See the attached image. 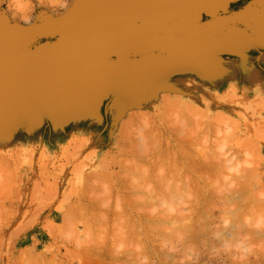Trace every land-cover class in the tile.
<instances>
[{
	"label": "rangeland",
	"instance_id": "rangeland-1",
	"mask_svg": "<svg viewBox=\"0 0 264 264\" xmlns=\"http://www.w3.org/2000/svg\"><path fill=\"white\" fill-rule=\"evenodd\" d=\"M186 1L188 0H177V2L179 3ZM244 1L246 0H228V3H226L224 7L218 10L216 9L217 12H215V17L221 18L216 19L220 23L225 25H236L234 22L239 19L237 16L238 9ZM74 2V0H0V20L1 22H5L6 27H9V25H11L10 27H12V25L13 27H16L18 25V27H27V25L32 26L49 23L50 20L59 21L71 9V7H73ZM63 3H65L64 6ZM91 4H98V6H96L97 8L101 7V1H94V3ZM91 4H85L86 7L84 8H86L88 12L94 9L90 7ZM24 5L26 6L24 7ZM157 6L158 5H146L139 6L137 8H144L147 9L146 11H148L149 9L154 10V8H156ZM164 6L167 7L169 6V4H161V7ZM202 10L203 11L200 10L194 13L192 15V18H190L188 21L179 22L178 18H173L174 20H166V23L170 25L180 23L192 24V22L198 23L200 21H206L207 19H215L212 16L211 11H208V9L205 10V8H203ZM24 11L26 16L24 15ZM205 11H207L208 13ZM230 18H232V20H230ZM60 24L61 22H57V25ZM132 24L135 23L123 21L113 23V25L110 24L107 28L109 32H117V29H119L120 31H124L128 30L130 26H133ZM211 30V28H202L201 30L197 31L194 30L181 32L177 34L179 37L178 41H180L184 37H195L199 33H204ZM166 34L169 33H162V35ZM39 36L41 37L39 38ZM57 38L58 35H36L32 38V40L30 39L29 42L25 43L28 44L27 46L22 45V47H20L19 49L27 50L29 48L28 50H30L41 46H48L52 44V42H54ZM130 51L126 55V57L128 56V59H136L137 57L141 58L142 55L140 56V54L142 52H137L134 50ZM82 59L86 62H91V59L86 56H82L81 60ZM132 64L138 69L141 68L140 70H142V68L144 70L146 69V73L148 74H146L143 70L140 74L138 72L137 83L134 84L130 81L129 83L128 81L124 80V77L121 75H108L110 76V79L115 78L114 82L116 81L115 84L118 85L117 88L119 89L120 87L117 96L112 94V90L108 83L103 87L101 86V95L99 96V98H96V94L91 93V91L94 90V87L96 86L95 84H99L98 82L101 81L99 80L100 78L96 77V79H93L94 81L92 80V83H88L90 81L86 79L88 81H84L86 89L82 96V99L84 100L83 103H76V105H74L75 107L72 105H66L62 109H60L61 111H56L53 110L54 108H51V111L46 110L45 112V110L40 109L42 108V99L32 95L24 102L22 106L20 100L18 104H14L16 106L13 105V108L10 109V111H13V109H15L14 112H10V116L6 115L10 118L5 117L6 121L0 122V148H2L0 149V159L3 160L0 162V264H56V262L58 264H97L96 262L99 260L101 262H98V264H137V262L138 264H140L141 261H143V264H264L263 79H260L258 83H254L256 84V89H238L236 93L228 92L230 97L225 96V99H222V96L226 95L225 92L227 91V88L220 87V83H217V87L210 82H205L203 78H195L192 80L187 78L186 81H182V91L178 93L175 85L163 82V80L159 78H150V71L146 66L140 64L137 65L136 63ZM80 68H82V66ZM105 69L107 68H103V70ZM154 79L156 80L154 81ZM149 80L154 81L152 87L149 85ZM87 84L89 86H87ZM138 86L140 88H138ZM88 88L91 89L89 90ZM132 88H136V91H138L139 89H149V93L147 92V95L144 94L145 91L143 93L134 91L130 92ZM257 93H260L259 95L261 96V98H257ZM63 94L64 96L65 94L67 95L66 92L64 93L63 91H59L58 96L54 95L50 97V102L54 99L65 100ZM164 95H180L181 98H177L178 102L179 100L181 102L180 106H178L179 103H177V99L174 98L169 100L172 102L174 100V104L176 106L165 105L163 107L162 104H167V101H162ZM65 98L67 97L65 96ZM106 100H108L107 103H105ZM119 100L122 102H120ZM60 102L57 109H59L61 106ZM173 106L175 108L172 109ZM114 108L117 109L115 110ZM176 109L178 111H181L179 112L180 114H177L180 117L175 115L177 111ZM190 109H192V112L190 111ZM170 110L176 111H172L174 113L173 114ZM184 110L187 112H184ZM81 111L83 112L80 113ZM115 111L116 113H114ZM167 111H170L169 116L173 115L171 117H174L173 119H170L169 116L166 117L168 115ZM101 112L102 115H97ZM134 112H137L136 114H139V118H141L142 121L144 118L146 119H144L145 123L142 122V124H138L136 120V118L138 119V116L134 115L136 116L134 117V120H136L135 124L137 123V128L136 125L132 123L133 119L131 122H129V125L134 124L135 126H129L128 123H126L127 125L125 124L127 119L130 118V115L133 117ZM140 112H144L145 114H147V116L142 118L141 116L143 115L140 116ZM194 112L199 115L195 114ZM149 114H151V116H148ZM201 114L205 115L206 119H203L204 116H201ZM158 115H160V118H162V120L164 121H162L160 118L158 119ZM92 116H97V118H94ZM200 116L203 119L202 121L204 122L201 121L203 126L201 124L202 129L200 126L201 130L199 132V127L195 123H200V121H198V119L201 120ZM191 117L193 118L192 121ZM194 117L196 118V120ZM18 118H22L21 120L23 121H19ZM141 119L139 120L141 121ZM152 119H154L155 121ZM147 120H151L153 123L157 122V126L155 127V125H152V123L149 124V121ZM232 120H235L236 123L234 121V123H232ZM146 121L149 126L146 124ZM177 122L180 124H178ZM122 123L125 124V127ZM172 123L175 124L173 125ZM181 124L185 128L184 132L183 129L182 131L180 130L181 128H183L181 127ZM65 125H69V128H67V126ZM151 125L152 127H155L152 128L153 131L156 128L157 132L160 131L158 133L160 135L162 134L161 136H163V139H154L157 138L159 134H157L155 130V133L153 132L155 136L153 135L150 128ZM171 125L176 129L179 125L180 129L179 127V130H176L174 128L171 132V130H169V128L171 129ZM122 126L125 128V131L123 132L128 131L130 135L132 132V134L136 133V136L138 135L137 137H135V135H131L133 136V139H142L146 144L150 143L148 145L150 147L145 144L142 145V140L138 141L140 142V144L137 143L139 147L136 145L137 141L135 139L133 140V142H131L132 137L126 136L128 132L124 133L125 135H122L123 132L121 134V129L123 128ZM126 126L130 128L131 132L127 130L128 128ZM132 126L134 127V129L136 128V131L141 130V133H134L135 130H131ZM138 126H144V128L141 127L142 129H140ZM193 126L195 128H193ZM12 128L15 129V132ZM20 128L26 132L25 134H23V136H17L18 129ZM147 128L151 131L149 132ZM188 128H191L193 133L191 129L188 130ZM193 129H196L197 131L194 132ZM143 130H145V134L144 132H142ZM189 131L192 133V135H190L191 133ZM147 132L149 133L147 134ZM186 132H189L190 134L188 133L189 136L185 138V140L187 141L191 136H194V143H196L193 145L191 143V148L193 150L189 147V145L187 146L189 147V151L190 149L192 150V152L195 150V152L193 153L200 156L201 149L205 151L207 147V152L209 150V152L211 153L209 154L205 152L204 154H206L208 158L210 155L211 157H214V159H210L211 157L209 158L211 163L216 162L215 159L217 158L216 160H218L219 157V160H224L225 162V165L224 162L222 163L224 167H222V172L220 173V176L222 178L219 176V173H217L218 178H216L217 175L216 173H214V176L216 177L215 180L213 177L210 185L211 189H213L212 183H215L214 187L216 186L218 188H215L216 192L213 189V191L215 192V197L213 196L214 198H209L210 200L206 201L207 204L199 199V203L204 206L203 209H205L207 205L209 206V213L211 212L213 215V217L212 215H210V217L214 219L212 220L210 218L211 221H208L210 223H205V225L199 222V226L201 224L204 225V227L202 225L200 226L204 229L199 228V226L196 227L197 229H195V227L192 228V233H189L191 236L187 234L188 232H186L185 230V233H182V231L178 232L179 230H181L180 227L184 226L185 223L188 224V222L186 221L188 219L180 220V218L178 217L175 218L174 215L178 216L176 213L178 212L179 208L182 210L184 208L191 207V201V205H193V208L198 202L193 201L195 199L192 196L190 198L189 195H187L188 190L186 189L185 194L190 200L186 197L185 200L187 199L189 206H187V204H184L185 201L183 200V198L181 199L180 197H176L175 192V195L173 194V192H169L171 193L169 196L166 194V189L168 187H171L170 189L174 188L173 190L176 191L183 190L175 189L176 185L178 184L176 183L173 186L172 184L174 183H172V181H169L171 180V178L167 179L169 175H167L168 177L165 176V172L163 170L169 169L168 166L171 164L170 160L168 158L167 160H164L165 157H161L162 159L159 161L164 165H168L167 167L164 166V168H161L162 170L158 169L161 170V173L159 171L157 172V168L155 165H153L154 168H156L155 170L153 166H150L151 168H153L152 171H154L153 176L150 175L151 178H147L146 174L144 173L146 171L143 168L145 167L146 169L150 165V163L155 161L156 158H158L157 155L161 153L163 155V152H160L159 149H161L162 151V145H164L166 141L168 142V139L170 140V143L176 142V140H178L180 143L181 140L186 142L185 140H183L184 138H178L182 134L186 137ZM149 135H153L154 138L152 136L150 137ZM125 136L127 137V140L131 138V141H128H130L132 145L130 142H127V140H124L126 139ZM165 137H168L167 140L165 139ZM151 138H153L155 142L158 141V144L151 142ZM172 138L175 141H173ZM124 141L127 142V147H125L124 143L126 142ZM134 141L136 147L134 145ZM152 143L158 145V147L156 146V149L159 150L160 153L156 151V149L153 152V148L155 145ZM159 143H162L161 147L159 146ZM182 144L186 146L188 143L186 144L182 142ZM1 145L4 146L5 149ZM256 145L258 147H255ZM132 146L137 148V150L140 148L139 151H141V148L142 151L143 148L146 150L145 147H147V150L143 153L144 155L145 153L148 154V151L151 149L150 151L153 155L149 152V159L147 161H150L152 158V162L150 161L148 164H146L147 162L145 159H147V157L145 158L143 156L145 159L143 158L141 160L140 157L136 156L139 153L138 151H136L135 149V151H130V148L133 149ZM123 148H127L131 153H127L129 154L128 159H126L127 161L124 158L125 156L127 157V155H125V149ZM120 149L123 150V153L125 154H122V151ZM128 151L126 150V152ZM132 153H134V155H132ZM130 155L133 158L135 157L137 161L140 158L138 162L145 161V164L142 162L140 163L146 166H142L140 163L137 164V161L135 162V165H139L138 169L142 168V170H144V172L141 170L140 171L145 174V178L142 176L143 173L139 174L140 171L136 172V174L130 173L134 169V163H132L133 166H131L130 163V161L133 162V158H130ZM149 155L151 156V158L149 157ZM99 156H101L102 158ZM219 160L216 162L217 164H220L221 161L219 162ZM125 161L129 165L126 164ZM129 166L133 168L131 169V167ZM123 167L128 168V171L131 170L127 172L131 175L133 174V177L129 174L128 175L134 181V184H136V186L134 187L140 190L142 187V189H144L145 187L150 185L155 186V190L158 185L161 188L166 181H169V185H167L168 182H166L165 184L168 186L167 188L165 187L166 189L164 187L161 188L163 191H166L164 192L166 194L165 198L163 195H161V197L163 196L162 198H164L165 200L163 199L164 201L161 200L159 203L156 202L157 199H153L155 200V202L152 201V198H155V196H153L152 194L154 193V190L153 187H151L153 191L150 192L151 189L150 187H148L146 188L147 190L144 189L146 192H144L141 196H146V193L147 195L149 194V196L151 194L152 198L149 197V199L151 198L152 202L149 199L147 200L151 204V206L154 202L153 205L155 206L150 207L151 209L147 206L150 204H146L145 201L147 200H145L144 198L148 196L144 197L143 200L142 198L138 197L134 201L133 198H135L136 196H132L136 192H138V195H140V193L142 192H140V190L138 189H135V192L134 187H132L133 189L129 188V190L131 191L126 189L125 186H133V181L131 183L130 180V184L132 185L128 184L129 179H126V177L129 176L127 175V172L122 169ZM103 168L106 169L105 172L103 171ZM148 169L150 170V168ZM216 170L217 169H214V171ZM162 171L164 174L162 173ZM90 172L98 177L100 176L101 178H104L105 180L103 181L102 179L95 176L96 181H94L95 179L93 180V178L95 177H92L91 179V176L93 175ZM106 173H108L107 177L109 178L110 176V179H107ZM118 174L122 175V180L126 179L125 181L128 182H126L128 185L124 183V181H119ZM163 178L167 180L165 181ZM228 178H232L233 180H231L233 182L229 181ZM108 182L110 184L109 186L106 184ZM122 182L124 183L123 186L121 185ZM143 182H146L145 184L147 186L144 184V187L142 185ZM173 182H175L174 178ZM232 183H234L235 186ZM137 184L138 186H141V188L137 187ZM216 184H218L219 187ZM159 187L157 190H159ZM229 187H231L230 192L228 190ZM132 190H134V193L132 192ZM233 191L235 193H233ZM125 192L127 194L130 193L129 196H131L128 197ZM159 193L162 194V192ZM183 193L184 192H182V195L180 193H178L180 195H177L184 197ZM158 194H156L159 198L158 200L162 199L158 196ZM172 194L174 196H172ZM167 196L169 198H171L172 196V200ZM166 198H168V200ZM199 198L201 197L199 196ZM137 199H141L140 202H144V204L140 202L138 203ZM227 200H229L230 202H228ZM176 201L180 203H178L177 205ZM211 201H213L214 203ZM166 203L167 207L165 206ZM117 204L119 206L121 204V207L117 206ZM227 204L229 205L226 206ZM143 205L146 206L144 210H142L144 208ZM201 205L196 206V209L194 208L198 213L202 209H200L199 207ZM220 205L223 206L221 207ZM136 206L138 207V210L136 209ZM141 206L143 208H140ZM117 207L123 208V210L125 208L122 213L123 216L121 218L125 219V217L127 216L128 221H134L133 223L134 226L136 225V227L131 226L133 223H130L131 225L128 224L129 222L126 221L127 217L125 220L122 219V222L119 220L121 219L119 215L122 211L119 208L117 209ZM176 207L177 209H175ZM197 207H199V209ZM164 208L165 210H163ZM170 209L172 210V213L176 212L175 214H172V217L170 215ZM115 210L121 212L118 213V211L116 212ZM166 210H169V212H166ZM164 211V217L167 218V216L169 215L168 218H172L169 219L170 222H166V218L165 220L161 219L163 218L162 213H164ZM159 212H161V216H157ZM200 212L202 213V210ZM116 213L119 214V219L115 218V216L117 217ZM195 215L194 217L196 218L199 214L195 213ZM221 216L225 217L227 221L225 219L222 220ZM151 217L155 224L157 223V219L162 220L161 223H157V225L161 224L158 225L159 227L156 225L158 228L155 226V224L154 226H150L153 223V221L151 222ZM173 218H175L176 222H178L177 220H179V223H181H177L178 226L175 225L176 222L174 223ZM101 222L103 223L100 226ZM183 222L184 224H182ZM145 223L149 225L146 226ZM166 223L170 224L168 225L172 230L175 229V231H177V234L174 231L175 236H173L174 233L172 232V230L167 227L168 225L166 226ZM173 224L180 229H176L177 227L175 228V226L172 227ZM164 226L168 228L167 231L165 229L162 230V228H165ZM185 226L183 228L187 229ZM119 227L122 228L120 229ZM198 229L200 230V232H197ZM168 230L170 233L168 232ZM190 230L191 229H189V231ZM162 231L164 233L166 232L165 235ZM168 233L170 234L169 236ZM181 234H187L188 236L182 235L184 237H181ZM159 241L161 242L159 243ZM132 243L136 245V248L134 245H132ZM138 244H140L141 246ZM107 249H109L110 252ZM115 250H117V252Z\"/></svg>",
	"mask_w": 264,
	"mask_h": 264
},
{
	"label": "water",
	"instance_id": "water-1",
	"mask_svg": "<svg viewBox=\"0 0 264 264\" xmlns=\"http://www.w3.org/2000/svg\"><path fill=\"white\" fill-rule=\"evenodd\" d=\"M94 1H101L100 8L103 7L104 9L95 13V15L89 14L80 19L83 14L81 12H85L84 5L94 3ZM167 1L171 0H75L73 7L59 21H52L56 24L54 26L49 25L50 21L49 23L27 27H6L9 31L4 34L0 32V39L17 41L20 44H25L34 36L42 34H57L58 38L55 40L56 42L48 46L30 50H22L16 47L8 49L9 52L0 53V69L3 70L0 72V122H5V117L10 118L6 115L10 114V109L13 108L14 104H18L19 100L22 106L32 95L44 99V94L53 87H55L53 90L55 92L63 91L64 89H60L63 87L61 84L84 87L86 79L90 81L89 83H92V80L98 77L103 87L107 85L108 82L106 81L110 80L108 75H121L126 81L130 80L133 84L137 83V75H134V73L132 75L124 74L122 65L127 68L128 66L132 67V63L158 66L159 62L152 57L125 59L124 56L126 57L130 50L144 53L162 51L173 54L174 51L183 48V45L175 41L178 37L177 34L181 32L197 31L202 28H218L227 32L241 31L250 40L264 45V40L254 36L242 26L225 25L215 19L192 24H166L168 19H180L200 11L214 0H188L180 3V5L161 7V4H166ZM146 5L158 6L154 10H135L140 9L137 8L139 6ZM126 8L132 9L127 10ZM122 21L134 22L135 24L128 30L108 32V25ZM57 22H61V24L57 25ZM95 29H106L107 31L99 33L98 36L78 39L82 33ZM68 30H70L69 33H67ZM165 32L169 34L162 35ZM87 50H90L89 53L86 52ZM182 53L185 52H180L181 55ZM81 56H86L91 61L100 60L102 64L98 61L99 71L88 74L82 68L68 70L62 67V72L57 73L56 78L50 77V73L47 74V72L46 74H40V68L38 73H32L34 67L42 64L52 66L60 65L63 62L62 66H64L68 63L67 60L65 62L63 60L66 58L81 62ZM183 56L188 58L186 55L181 57ZM103 68L107 69L103 70ZM138 70L139 74L142 70L146 72L144 69ZM78 74H86V76ZM38 75H42L40 80H38L39 77L38 79L34 78ZM87 86L89 85L87 84Z\"/></svg>",
	"mask_w": 264,
	"mask_h": 264
},
{
	"label": "bare ground",
	"instance_id": "bare-ground-1",
	"mask_svg": "<svg viewBox=\"0 0 264 264\" xmlns=\"http://www.w3.org/2000/svg\"><path fill=\"white\" fill-rule=\"evenodd\" d=\"M74 1H75V0H74ZM242 1H243V0H242ZM256 1H259V0H256ZM260 1H261V0H260ZM227 2H228V0H214L213 2H211L210 4H207V5L205 6V10L208 9V11H211V12H212L211 14H212V16H213L215 19H216V18H217V19H221L220 17H215V12H217L218 9L224 7V5H225ZM245 2H246V1H244L242 5H244ZM253 2H254V1H253ZM104 3H105V2H104ZM166 3H168L170 6H174V5H177V4L180 5V3H183V2H180V3H179V2H177V0H171V1H167ZM263 3H264V2H263ZM23 4H25V3H23ZM64 4H65V3H63V6H64ZM71 4H72V3H71ZM256 4H257V3H256ZM252 5H253V4H252ZM25 6H26V5H24V7H25ZM84 6L86 7V5H84ZM96 6H98V4H96V5H95V4H91L90 7H91V8H94V9H92L90 12H88V10H86V8H85V10H84L85 12H81V13H83L82 15L80 14V15H81V16H80V19L85 18V17H86L87 15H89V14H90V15H95V13H97V12L101 11L102 9H104L103 7H102V8H100V7L97 8ZM240 6H241V5H240ZM19 7H20V6H19ZM24 7H23V8H24ZM70 7H71V6H70ZM126 7H131V6H126ZM147 7H148V6H147ZM225 7H226V6H225ZM243 7H246V6H243ZM17 8H18V7H17ZM34 8H35V7H34ZM71 8H72V7H71ZM256 8H257V7H256ZM263 8H264V7H263ZM126 9H127V10H130V9H132V8H126ZM216 9H217V10H216ZM228 9H229V8H228ZM241 9H242V10H241ZM19 10H20V9H19ZM23 10H24V9H23ZM135 10H138V9H135ZM146 10H147V9H144V8H140V9H139V11H146ZM149 10H150V9H149ZM246 10H248V9H247V8H244V9H243L242 7H240V8L238 9V15H237V16H238L239 19H238L237 21H235L234 23H235L236 25H240V26H242V27L245 28L247 31H249L251 34H253L254 36L259 37V38H261L262 40H264V30H263L261 27H259L258 23H256L257 20H256L255 18H254L255 20H253L252 18H251V19H245V16H246ZM255 10H256V9H255ZM20 11H21V10H20ZM201 11H203V10H201ZM225 11H226V10H225ZM257 11H259V9L256 10V12H257ZM205 12H207V11H205ZM222 12H223V11H222ZM1 13H2V12H1ZM64 13H65V12H64ZM64 13H63V14H64ZM207 13H208V12H207ZM225 13H226V12H225ZM3 14H4V13H3ZM198 14H199V13H198ZM223 14H224V13H223ZM251 14H252V13H251ZM256 14H257V13H256ZM24 15H25V11H24ZM192 15H193V14H191V15H187V16H184V17L180 18V19H179V22H180V21H188L190 18H192ZM202 15H203V14H202ZM233 15H234V14H233ZM235 15H236V14H235ZM247 15H248V14H247ZM252 15H253V14H252ZM3 16H4V15H3ZM7 16H8V15H7ZM25 16H26V15H25ZM227 16H228V15H227ZM237 16H236V17H237ZM45 17H46V16H45ZM81 17H82V18H81ZM208 17H209V16H208ZM248 17H249V16H248ZM248 17H247V18H248ZM256 17H258V16H256ZM3 18H4V17H3ZM26 18H27V17H26ZM263 18H264V17H263ZM9 19H10V18H9ZM53 19H54V18H53ZM217 19H216V20H217ZM169 20H171V19H169ZM172 20H174V19H172ZM198 20H199V19H198ZM207 20H208V19H207ZM230 20H232V18H230ZM8 21H9V20H8ZM28 21H29V20H28ZM50 21H51V20H50ZM196 21H197V20H196ZM226 21H228V20H226ZM233 21H234V20H233ZM262 21H263V20H262ZM45 22H46V21H45ZM122 22H123V21H122ZM125 22H126V21H125ZM170 22H171V21H170ZM200 22H201V21H200ZM6 23H7V21H6ZM9 23H10V22H9ZM12 23H13V22H12ZM59 23H60V22H59ZM184 23H185V22H184ZM192 23H193V22H192ZM166 24H167V23H166ZM180 24H181V23H180ZM185 24H186V23H185ZM6 25H7V24H6ZM49 25H50V26H54V25H56V24H55V22H52V21H51ZM111 25H113V24H111ZM116 25H117V24H116ZM118 25H120V24H118ZM123 25H124V24H123ZM132 25H134V24H132ZM173 25H174V24H173ZM10 26H11V25H9V27H10ZM18 26H19V25H18ZM18 26H16V27H18ZM27 26H28V25H27ZM124 26H125V25H124ZM127 26H128V25H127ZM12 27H13V25H12ZM114 27H115V25H114ZM130 27H132V26H130ZM208 29H209V28H208ZM111 30H113V29H111ZM114 30H115V29H114ZM118 30H119V29H117V31H118ZM205 30H206V29H205ZM6 31H9V30L6 28V26H5V22H1V20H0V32H2V33L4 34V33H6ZM104 31H107V30H106V29H95V30H90V31L88 30V31L82 33V35H81L78 39H84V38H90V37L98 36L99 33L104 32ZM119 31H120V30H119ZM69 32H70V30H68L67 33H69ZM108 32H109V31H108ZM211 32H227V31H223V30H221V29L215 28V29H212ZM229 32H230V31H229ZM231 32H234V33H235V32H238V33L240 34L241 38H244L245 41H246V40H249L250 42H252V43H254V44H256V45H258V46L264 48V45H261V44L255 42V41H253V40H250V39H249L244 33H242L241 31H231ZM187 33H188V32H187ZM197 33H198V32H197ZM227 33H228V32H227ZM199 34H200V33H199ZM50 35H54V36H55V35H57V34H49V36H50ZM195 35H196V33H195ZM212 35H213V34H212ZM236 35H237V34H236ZM177 36H178V35H177ZM186 36H187V35H186ZM200 36H202V35H200ZM203 36H205V34H203ZM209 36H210V35H209ZM40 37H41V36H39V38H40ZM46 37H47V36H46ZM220 37H221V36H220ZM228 37H229V36H228ZM233 37H234V36H233ZM198 38H199V37H198V34L196 35V37H193V38L186 37V39L191 40V42H192L193 40H198ZM200 38H201L200 40L203 41V44H204V42L207 43L208 40H206V38H208V37H200ZM231 38H232V37H231ZM236 38H237V37H236ZM43 39H44V38H43ZM52 39H53V38H52ZM210 39H211V38H210ZM213 39H214V38H213ZM233 39H234V38H233ZM237 39H238V38H237ZM31 40H32V39H31ZM48 40H49V39H48ZM178 40H179V37H176V40H175V41L177 42ZM214 40H215V39H214ZM3 41H4V42H3ZM33 41H34V39H33ZM211 41H212V40H211ZM54 42H56V41H54ZM54 42H52V43H54ZM22 43H23V42H22ZM31 43H32V42H31ZM177 43H180L181 45H184V44L187 43V41L185 40V37H184L183 39H181V40L178 41ZM214 43H215V42H214ZM222 43H224V42H222ZM16 44H17V46H16ZM173 44H175V43H173ZM22 45H23V46H27L28 44H24V43H23V44H20V42H17V41H9V40L0 39V53H1V52H7L8 49H10V48H16V47L20 48V47H22ZM197 45H198V44H197ZM214 45H215V44H213V47H215ZM219 45H220V44H219ZM219 45H218V46H219ZM38 46H39V44H38ZM41 47H42V46H41ZM183 47H184V46H183ZM204 47H205V46H204ZM213 47H212V48H213ZM28 49H29V48H28ZM34 49H35V48H34ZM223 50H224V49H223ZM89 51H90V50H87L86 52L89 53ZM132 51H133V50H132ZM214 51H216V50H214ZM8 52H9V51H8ZM130 52H131V51H130ZM218 52H219V51H218ZM179 53H180V52H179ZM129 54H131V53H129ZM144 54H145V53L142 52V53L140 54V56L142 55L141 57H143ZM164 54H165L166 56H169V57H170V58L165 59L164 62H165V61H166V62H167V61H168V62H172V61H173V56H174V54H171V53H169V54H168V53H164ZM182 55H186V54H183V53H182ZM182 55L180 54V57H181ZM203 55H204V54H203ZM136 56H137V55H136ZM138 56H139V55H138ZM140 56H139V57H140ZM154 56H155V55H154ZM162 56H163V55H162ZM162 56H161V57H162ZM206 56H208V55H206ZM81 57H82V56H81ZM145 57H146V56H145ZM208 57H210V56H208ZM124 58L126 59V58H128V56H127V57L124 56ZM137 58H138V57H137ZM157 58H158V57H157ZM184 59H186L184 56L181 57V60H184ZM207 59H208V58H207ZM63 60H64V62H65L66 60H67V62H68V63H66L64 66H62V63H63V62H61L60 65H52V66H51V65L42 64V65H40V66H36V67H34L33 70H32V73H33V74H35L36 72L38 73V69L40 68V70H39L40 74H46V72H47V74L50 73V77H52V78H56V77H57V76H56L57 73L62 72V70H63L62 67H65V68L68 69V70H74V69H76V68H80V67L82 66V69H83L84 71H86L88 74H94V73H97V72L99 71V66H98V65H99L100 60H97V59H96V60H93V61H91V62H90V61H89V62H86V61H84L83 59H82L83 61H81V62H75L74 60H72V59H70V58H66V59H63ZM80 60H81V58H80ZM158 60H159V58H158ZM158 60H156V61H158ZM162 60H163V59H162ZM203 60H204V59H203ZM98 61H99V62H98ZM208 61H209V60H208ZM72 62H73V63H72ZM158 62H159V61H158ZM202 62H203V61H202ZM226 62H227V61H226ZM197 63H198V62H197ZM229 63H230V62H229ZM100 64H102V62H100ZM160 64H161V62H160ZM160 64H159V65H160ZM163 64H164V63H163ZM165 64H166V63H165ZM137 65H138V64H137ZM193 65H195V64H193ZM206 65H207L206 62L201 63L200 66H199L198 68H200V71H205V70L207 69V68H206ZM177 66H178V65H177ZM209 67H210V66H209ZM122 68H124V69H123V73L126 74V75H132V73H134V75H137V73L139 72V70H138L137 68H135L134 66H133V67L128 66V68H127V67H125V66L122 65ZM210 68H211V67H210ZM140 69H141V68H140ZM142 69H143V68H142ZM173 69H174V68H173ZM175 69H176V68H175ZM224 69H225V68H224ZM145 70H146V69H145ZM1 71H3V70L0 69V72H1ZM164 71H165V70H164ZM167 71H168V70H167ZM167 71H166V72H167ZM207 71H208V70H207ZM148 72H149V71H148ZM236 72H237V71H236ZM145 73H146V72H145ZM239 73H240V72H239ZM244 73H245V72H244ZM146 74H148V73H146ZM149 74H150V73H149ZM195 74H196V73H195ZM202 74H204V75H209L206 71L203 72ZM222 74H223V73H222ZM78 75L86 76V74H78ZM167 75H168V74H167ZM170 75H171V74H170ZM225 75H226V74H225ZM248 75H249V74H248ZM40 76L42 77V75H38V76H35L34 78L38 79V77H39L38 80H40V78H41ZM67 76L69 77V75H67ZM213 76H214V75H213ZM218 76H219V75H218ZM109 77H110V76H109ZM138 77H139V76H138ZM234 77H235V76H234ZM83 78H85V77H83ZM111 78H112V77H111ZM144 78H145V77H144ZM148 78H149V77H148ZM150 78H152V77H150ZM173 78H174V77H173ZM114 79H115V78H114ZM152 79H153V78H152ZM240 79H241V78H240ZM240 79H239V80H240ZM44 80H45V81H49V80H47V79H44ZM102 80H103V79H102ZM118 80H119V79H118ZM124 80H125V79H124ZM138 80H139V78H138ZM140 80H142V79H140ZM146 80H147V79H146ZM155 80H156V79H154V81H155ZM203 80H204V79H203ZM87 81H88V80H87ZM93 81H94V80H93ZM121 81H122V80H121ZM129 81H130V80H129ZM129 81H128V82H129ZM149 81H150V80H149ZM154 81H152V80L150 81L149 85H150L151 87H152V84H153ZM106 82H108V81H106ZM115 82H116V81H115ZM219 82H220V81H219ZM226 82H227V81H226ZM226 82H225V83H226ZM88 83H89V82H88ZM98 83H99V82H98ZM129 83H130V82H129ZM160 83H161V82H160ZM236 83H237V82H236ZM93 84H95V83H93ZM163 84H164V83H163ZM222 84H223V83H222ZM228 84H229V83H228ZM240 84H241V83H240ZM61 85H62L63 87H65L63 84H61ZM91 85H92V84H91ZM108 85H109V84H108ZM215 85H216V84H215ZM93 86H94V85H93ZM129 86H130V85H129ZM129 86H128V87H129ZM164 86H165V84H164ZM240 86H241V85H240ZM255 86H256V84H255ZM84 87H85V84H84ZM91 87H92V86H91ZM131 87H132V86H131ZM165 87H166V86H165ZM217 87H218V86H217ZM54 88H55V87L51 88L49 92H47L46 94H44V97H45V98L42 99V106H41L42 108H40V109L45 110V112H46V110H50L51 108H52V109L54 108L53 110L59 111L60 109H62V108H63L64 106H66V105H68V106H70V105L74 106V105H76V103H83V102H84V100L82 99V96H83V94H84L83 92H82V95H81V97H80L79 99H74V98H73L75 95L77 96V94L79 93V91L81 92L82 90L85 89V88H82V87H77V85H75V87H74L75 90L71 91L69 94H68V92H69L70 90L68 91V88H67V87L64 88L65 90H63V92H64V93L66 92V93H67V96H68V98H65L66 94H65V96H64V94H63V97H64L65 100H62V101L60 102V99H58V100H57V99H54L53 101L50 102V97H52V96H54V95L58 96V93H59V92H55V91H53ZM99 88H100V87H99ZM138 88H140V87L138 86ZM117 89H118V88H117ZM119 89H120V87H119ZM132 89H134V88H132ZM150 89H151V88H150ZM89 90H90V89H89ZM97 90H98V89H97ZM107 90H108V89H107ZM126 90H127V89H126ZM148 90H149V89H148ZM148 90H146V89H139L138 91H136V88H135L133 91H134V92H142V93L145 91L144 94H147ZM217 90H218V89H217ZM226 90H227L226 92L224 91V92L226 93V95H223V96H222V99H225V96L230 97V95L228 94V92L236 93V91H238V89H236V88H234V87H231V86L228 87V89H226ZM120 91H121V90H120ZM130 91H131V90H130ZM72 92H75V93H72ZM91 92H92V91H91ZM101 92H102V91H101ZM118 92H119V91H118ZM128 92H129V91H128ZM253 92H254V91H253ZM86 93H87V92H86ZM93 93H94V92H93ZM120 93H121V92H120ZM120 93H119V94H120ZM129 93H130V92H129ZM148 93H149V92H148ZM73 94H75V95L73 96ZM125 94H126V93H125ZM125 94H124V95H125ZM216 94H217V93H216ZM259 94H260V93H257V97L261 98V96H260ZM88 95H90V94H88ZM100 95H101V94H100ZM130 95H131V94H130ZM147 95H148V94H147ZM236 95H237V94H236ZM60 96H61V95H60ZM67 96H66V97H67ZM79 96H80V95H79ZM84 96H85V95H84ZM106 96H107V95H106ZM115 96H117V95H115ZM119 96H121V95H119ZM137 96H138V95H137ZM140 96H141V95H140ZM237 96H238V95H237ZM87 97H88V96H87ZM97 97H98V96H97ZM133 97H134V96H133ZM141 97H142V96H141ZM144 97H145V96H144ZM235 97H236V96H235ZM98 98H99V97H98ZM104 98H105V97H104ZM135 98H136V97H135ZM174 98H176V99L179 98V99H180L181 96H180V95H164L162 101H164V102L167 101V104L164 103V105L162 104V106L164 107L165 105H175V104H174V100H173V102L169 100V99H174ZM218 98H219V97H218ZM259 98H258V99H259ZM116 99H117V98H116ZM118 99H119V98H118ZM222 99H221V100H222ZM101 100H102V99H101ZM221 100H220V102H221ZM119 101H120V100H119ZM235 101H236V100H235ZM39 102H40V101H39ZM59 102H60V105H61V106H60L59 109H57V108L59 107ZM91 102H92V101H91ZM106 102H108V101H106ZM117 102H118V101H117ZM120 102H122V101H120ZM120 102H119V103H120ZM217 102H218V101H217ZM217 102H216V103H217ZM65 103H66V104H65ZM110 103H111V102H110ZM177 103H179L178 106H180V104H181L180 100H179V102H178V99H177ZM177 103H176V104H177ZM191 103H193V102H191ZM94 104H95V103H94ZM126 104H127V103H126ZM234 104H235V103H234ZM238 104H239V103H238ZM29 105H30V104H29ZM35 105H36V104H35ZM98 105H99V104H98ZM227 105H228V104H227ZM14 106H16V105H14ZM43 106H44V107H43ZM72 106H71V107H72ZM94 106H95V105H94ZM110 106H111V105H110ZM110 106H109V107H110ZM119 106H120V105H119ZM175 106H176V105H175ZM239 106H240V105H239ZM27 107H28V106H27ZM29 107H30V106H29ZM74 107H75V106H74ZM81 107H83V106H81ZM85 107H86V106H85ZM105 107H106V106H105ZM169 107H170V106H169ZM185 107H186V106H185ZM31 108H32V107H31ZM76 108H77V107H76ZM119 108H120V107H119ZM160 108H161V107H160ZM173 108H175V107L173 106L172 109H173ZM241 108H242V107H241ZM19 109H20V108H19ZM86 109H87V108H86ZM86 109H85V110H86ZM92 109H93V108H92ZM97 109H98V108H97ZM105 109H106V108H105ZM112 109H113V106H112ZM114 109H115V108H114ZM116 109H117V108H116ZM116 109H115V110H116ZM169 109H170V108H169ZM201 109H203V108H201ZM207 109H208V108H207ZM222 109H223V108H222ZM14 110H15V109H13V111H10V112H14ZM29 110H30V109H29ZM64 110H65V109H64ZM72 110H73V109H72ZM83 110H84V109H83ZM176 110H177V109H176ZM176 110H175V111H176ZM240 110H241V109H240ZM50 111H51V110H50ZM60 111H61V110H60ZM76 111H77V110H76ZM98 111H99V110H98ZM106 111H107V110H106ZM118 111H119V110H118ZM170 111H171V110H170ZM170 111H169V112L167 111V114H168V115H167L166 117L169 116ZM172 111H174V110H172ZM172 111H171V113H173ZM175 111H174V112H175ZM188 111H189V110H188ZM190 111L192 112V109H190ZM241 111H242V110H241ZM253 111H254V110H253ZM82 112H83V111H81L80 113H82ZM109 112H110V111H109ZM179 112H181V111H178V110H177L175 115L180 114ZM182 112H183V110H182ZM184 112H187V111L184 110ZM24 113H25V112H24ZM114 113H116V111H115ZM134 113H135V112H134ZM134 113H133V117L130 115V118L127 119V121L125 122V124L128 123V125H129V122H131L132 119H133V122H132V123H134V124H135V121H136V120H137L138 124H139V123L142 124V122H144V119H145V118H144L143 121H142V119L139 118V114H136L137 112H136L135 114H134ZM146 113H147V112H146ZM163 113H164V112H163ZM194 113H195V112H194ZM194 113H193V114H194ZM225 113H226V112H225ZM95 114H96V113H95ZM103 114H104V113H103ZM111 114H112V113H111ZM173 114H174V113H173ZM187 114H188V113H187ZM189 114H190V112H189ZM195 114H197V113H195ZM195 114H194V115H195ZM223 114H224V113H223ZM244 114H245V113H244ZM259 114H260V113H259ZM67 115H68V114H67ZM72 115H73V114H72ZM76 115H77V114H76ZM134 115H137V116H138V119L136 118V120H134V117H136V116H134ZM141 115H143V116H141ZM197 115H199V114H197ZM225 115H226V114H225ZM227 115H228V114H227ZM15 116H16V115H15ZM31 116H32V115H31ZM51 116H52V115H51ZM140 116L143 118V117L147 116V114H145L144 112H140ZM148 116H151V114H149ZM158 116H159V117H158V119H159V118H160V115H158ZM172 116H173V115H172ZM172 116H171V115L169 116L170 119H173V118H174V117L171 118ZM177 116H179V115H177ZM177 116H176V117H177ZM201 116H204L203 119H206V118H205V115H202V114H201ZM201 116H200V118H201ZM222 116H223V115H222ZM230 116H231V115H230ZM179 117H180V116H179ZM182 117H183V116H182ZM188 117H189V116H188ZM195 117H196V116H195ZM195 117H194V118H195ZM197 117H199V116H197ZM227 117H228V116H227ZM227 117H226V118H227ZM118 118H119V116H118ZM118 118H117V119H118ZM191 118H192V117H191ZM224 118H225V116H224ZM229 118H230V117H229ZM231 118H232V117H231ZM235 118H236V117H235ZM139 119H141V121H140ZM149 119H150V118H149ZM160 119L162 120V118H160ZM166 119H167V118H166ZM187 119H188V118H187ZM203 119H202V118H201V120L198 119V121H200V123L198 122L199 124H198L197 122L195 123V124L199 127V128H198V129H199V132H200V130L202 129V126H203V124H202V122H204V121H202ZM227 119H228V118H227ZM13 120H14V119H13ZM145 120H146V119H145ZM152 120H154V119H152ZM167 120H168V119H167ZM185 120H186V119H185ZM192 120H193V118L191 119V121H192ZM195 120H196V118H195ZM217 120H218V119H217ZM147 121H149V122H148L149 124L152 123V125H155V127L157 126V125H156L157 122L153 123L151 120H147ZM147 121H146V124H147ZM154 121H155V120H154ZM162 121H164V120H162ZM175 121H176V120H175ZM175 121H173V122H175ZM179 121H180V120H179ZM201 121H202V122H201ZM219 121H220V120H219ZM228 121H229V119H228ZM233 121L235 122V120H232V123H234ZM9 122H10V121H9ZM11 122H12V121H11ZM122 122H123V121H122ZM171 122H172V120H171ZM171 122H170V123H171ZM187 122H189V121H187ZM207 122H208V120H207ZM209 122H211V121H209ZM229 122H230V121H229ZM123 123H124V122H123ZM123 123H122V124H123ZM144 123H145V122H144ZM144 123H143V124H144ZM165 123H166V122H165ZM167 123H168V122H167ZM177 123H178V122H177ZM192 123H193V122H192ZM235 123H236V122H235ZM125 124H123L124 127H125ZM134 124H130V125H134ZM146 124H145V125H146ZM149 124H147V125L149 126ZM163 124H164V123H163ZM172 124L174 125L175 123H172ZM178 124H180V123H178ZM195 124H194V126H195ZM201 124H202V126H201ZM204 124H205V123H204ZM92 125H93V124H92ZM126 125H127V124H126ZM130 125H129V126H130ZM135 125H136V128H137V123H136ZM135 125H134V126H135ZM145 125H144V126H145ZM152 125H151V127H150L151 130H152V128L154 127V126L152 127ZM168 125H169V123H168ZM184 125H185V123H184ZM192 125H193V124H192ZM192 125H191V126H192ZM235 125H236V124H235ZM65 126H67V125H65ZM68 126H69V125H68ZM68 126H67V128H69ZM123 126H122V127H123ZM144 126H138V127H139L140 129H142L141 127L144 128ZM169 126H170V125H169ZM169 126H168V128H169ZM186 126H187V125H186ZM194 126H193V128H195ZM200 126H201V129H200ZM124 127H123V128H124ZM126 127H127V126H126ZM146 127H147V126H146ZM155 127H154V128H155ZM178 127H179V125H178ZM178 127H177V129H176L174 126L172 127V125H171V129L169 128V130H171V132H172V129H174V128H175L176 130H179L180 127H179V129H178ZM181 127H183L182 124H181ZM245 127H246V126H245ZM123 128L121 129V130H122V131H121V134H122L123 131H125V128H124V130H123ZM127 128H128L127 130L130 131V128H129V127H127ZM131 128H132L131 130L134 129L133 126H132ZM136 128L134 129V130H135L134 133H135V132H138V133L140 132V133H141V130L136 131ZM139 128H138V129H139ZM196 128H197V127H196ZM138 129H137V130H138ZM147 129H148V128H147ZM156 129H157V128H156ZM156 129H154V131H155ZM182 129H183V132H184V131H185V130H184L185 128L183 127V128H181L180 130L182 131ZM190 129H191V128H188V130H190ZM66 130H67V129H66ZM66 130H65V131H66ZM75 130H76V129H75ZM145 130H146V129H145ZM145 130L142 131V132H144V134L146 133ZM151 130L148 129L149 132H150ZM176 130H175V131H176ZM193 130H194V132L197 131L196 129H193ZM116 131H117V130H116ZM154 131L152 130V133H153ZM191 131H192V129H191ZM257 131H258V130H257ZM70 132H71V131H70ZM126 132H128V131H126ZM126 132H123L122 135H125L124 133H126ZM130 132H131V131H130ZM149 132H147V134H148ZM155 132H157V130H156ZM155 132H154V133H155ZM158 132H160V131H158ZM158 132H157V134H159ZM162 132H163V131H162ZM162 132H161V133H162ZM169 132H170V131H169ZM173 132H174V130H173ZM189 132H190V131H189ZM189 132H186V133H187V134H185L186 137L182 134V135L179 136L178 138H181V137H182V138H184L183 140H185V138H187V137L189 136V134L191 133V132H190V133H189ZM67 133H68V132H67ZM83 133H84V132H83ZM132 133H133V132H132ZM132 133H131V135H135V137L138 136V135L136 136V133H135V134H132ZM154 133H153V135H154ZM163 133H164V132H163ZM188 133H189V134H188ZM192 133H193V131H192ZM192 133H191L190 135H192ZM197 133H198V132H197ZM3 134H4V133H3ZM157 134H156V136H157ZM168 134H169V133H168ZM172 134H173V133H172ZM178 134H181V133H178ZM131 135H130V133L128 132L126 136H131ZM153 135H151V136L153 137ZM161 135H162V134H161ZM161 135H160V134L158 135V137H157L158 139H157V138H154V137H153V138H154L155 140H159V139H161V138L163 139V136H161ZM170 135H171V134H170ZM77 136H78V135H77ZM96 136H97V135H96ZM126 136H125V137H126ZM149 136H150V135H149ZM151 136H150V137H151ZM154 136H155V135H154ZM167 136H168V135H167ZM183 136H184V137H183ZM1 137H2V136H1ZM14 137H15V136H14ZM122 137H123V136H122ZM125 137H124V138H125ZM131 137H132V139L129 138L128 140L131 139L132 141H131V140H130V141L133 142V140H134L135 138L133 139V136H131ZM168 137H169V136H168ZM168 137H167V138H168ZM171 137H172V136H171ZM200 137H203V136H200ZM2 138H3V137H2ZM4 138H5V137H4ZM66 138H67V137H66ZM141 138H142V137H141ZM153 138H151L150 141H151V142H154V143H156V144H158V141L155 142V140H154ZM167 138L165 137L166 140H167ZM173 138H174V137H173ZM173 138H172V140L175 141ZM176 138H177V137H176ZM182 138H181V139H182ZM198 138H199V137H198ZM198 138H197V140H198ZM152 139H153V141H152ZM199 139H200V138H199ZM201 139H202V138H201ZM249 139H250V138H249ZM93 140H94V139H93ZM124 140H127V137H126V139H124ZM128 140H127V142H130V141H128ZM135 140H136V139H135ZM139 140H142V139H139ZM139 140H136V141H137V142H136V145H137V146H138V144H140V142H138ZM194 140H195V137H194V136H191L187 141L185 140L186 142H184V141L181 140V143H180L178 140H176V142H173V143H175V144H173L172 142L170 143V140L168 139V142L166 141L165 144L163 143L164 145H162V143H161V144L159 143V144H160V145H159L160 147H161V145H162V151H161V149H159V148H158V149L160 150V152H163V155H162V153L159 154V153H160L159 150L156 149V146L158 147V145L152 143V144L155 145V146L153 145V146H154V148H153V152H154V150L156 149V151L159 152V153H158L159 155L156 154L158 158H156V160L153 161V162H154V163H153V162H152V158H151V156L153 155V154L151 153V151H150L151 149L148 151V154H149V152L152 154V155L150 154L151 156L149 155V157L151 158L150 161H151L153 164L150 163L149 166L147 165V166H148V167L146 168L147 170L145 169V167H143L144 170H145L146 172H144V170H142V168H139V169H138L139 165H137V164L140 163V162H142V161H140V162H138V161H139L140 158H141V160H142L144 157H145V158L147 157V159L144 158V159L146 160V162H147L146 164H148V163L150 162V161H147V160L149 159V158H148V154H147V153H145V155L143 154L144 151L147 150V147L144 146V147L146 148V150L143 148V151H142V148H141V151H139L140 148H139L138 150H137V148H135L136 145H135V141H134V145H135V147L132 146L133 149L130 148V151H132V150H134V149H135L136 151H138L139 153H138L136 156H138V157H140V158H139L138 161H137V159H135V157L133 158V157L130 155V156H131L130 158H133V159H132L133 162L130 161L131 166L134 165V166H133L134 169L138 170V171H136V170L133 169V171L130 172V173L136 174V172H139V171L141 170V171H143V172L146 174L147 178H151L150 175L153 176V172H154V171H152L153 168H154L153 165L156 166V168H157V172L159 171L160 173H161V170H162L161 168H164V166H166V167L168 166V165H164L162 162L159 161V160L162 159L161 157L164 156V157H165L164 160H167V158H168V159L170 160V163H171V164L168 166V168H169L168 170H167V169H166V170H165V169L163 170V171L165 172V176L169 175V177L167 176V177H168L167 179L171 178V180H169V181H170V182L172 181V183H174V184H172L173 186H174L176 183L178 184V185H176L175 189H177V190H179V189H183V190H181V191L173 190L174 188H173V189H170L171 187H168V186H167V185H169V181H166L167 179L165 180V179L163 178L166 182H168L167 185H165L166 182L162 185V187H164V188H165V187H166V188L168 187L167 189L165 188V189L167 190V193H166V194L169 196L172 192H173V194H174V192H175L176 195H175V194H174V195H175L176 197H178V198H179V197H180L181 199L183 198V200L185 201V203H184V202H183V203H184V204H187V206H189V205H188V201H187V199H189V198H187V196H186V194H185V193H186V190H188V191H187V195H189L190 198H191V196H192V197L195 199V200H193V199H191V200L198 202L197 204H195L196 206L201 205V204L199 203V202H200L199 199H201L202 202H204L205 204H207L206 201H207V200H210L209 198H211V197L214 196V194H215V192H216L215 188H217L216 186L214 187L215 183H212V186H213L212 188L215 190V192H214L213 189H211V187H210L213 177H214V180H215V177H216V176H214V173H216V175H217L216 178H218V174H217V173H219V176H220V173L222 172V171H221V170H222V167H224L223 164H222V163L224 162V160H223V161H222V160H219L220 157L218 156V157H219L218 160H219V162H220V161H221V162H220V164H217L216 162H217L218 160H216V159H217V158H216L217 156H216V157H215V158H216V159H215L216 162L211 163V161L209 160V158L211 157V155H210L209 158H208V156H207L206 154H204L205 152H206V153H209V154L211 153V152H209V150H208V152H207V150H206V149H208L207 147H206L205 151H204L203 149L200 148V149H201V155H200V156L196 155L195 153H193V152H195V150L192 152L193 149L191 148V143H192V145H193V144H196V143H194ZM2 141H3V140H2ZM118 141H119V140H118ZM150 141H149V142H150ZM177 141H178V142H177ZM188 141H189V142H188ZM200 141H201V140H200ZM10 142H11V141H10ZM64 142H65V141H64ZM80 142H81V141H80ZM124 142H126V141H124ZM127 142L124 143V144H125V147H127V145H126ZM131 142H130V143H131ZM142 142H143V143H141L142 145L145 144V145L148 146V145L150 144V143H149V144H146L144 140H142ZM159 142H160V141H159ZM162 142H163V141H162ZM182 142H183V143H186V144L188 143V144H187V145L185 144L186 146H184V145L182 144ZM195 142H197V141H195ZM137 143H138V144H137ZM128 144H129V143H128ZM152 144H151V145H152ZM252 144H253V143H252ZM75 145H76V143H75ZM131 145H132V143H131ZM188 145H189V147L192 149V150L190 149L191 152L189 151V147H187ZM250 145H251V144H250ZM259 145H260V144H259ZM1 146H2V145H1ZM6 146H8V145H6ZM129 146H130V145H129ZM129 146H128V148H129ZM244 146H245V145H244ZM2 147H4V146H2ZM87 147H88V146H87ZM121 147H122V146H121ZM138 147H139V146H138ZM148 147H150V146H148ZM186 147H187V148H186ZM248 147H249V146H248ZM255 147H258V146L256 145ZM204 148H205V147H204ZM0 149H2V148H0ZM4 149H5V147H4ZM73 149H75V148H73ZM123 149H125L124 152H125L126 154L123 153V150H121V149H120V150L122 151V154L127 155V157H126V156L124 157L125 160H126V159H128V156H129V154H131V153L128 151L127 148H123ZM209 149H210V148H209ZM126 150H127L128 152H126ZM135 150H134V151H135ZM247 150H248V149H247ZM85 151H86V150H85ZM85 151H84V152H85ZM197 151H198V150H197ZM202 151H203V152H202ZM245 151H246V150H245ZM249 151H250V150H249ZM3 152H4V151H3ZM32 152H33V151H32ZM119 152H120V151H119ZM198 152H199V151H198ZM127 153H129V154H127ZM135 153H137V152H135ZM212 153H214V152H212ZM78 154H79V153H78ZM139 154H140L141 156H140ZM146 154H147V156H146ZM197 154H198V153H197ZM215 154H216V153H215ZM215 154H214V155H215ZM6 155H7V154H6ZM98 155H99V154H98ZM132 155H134V153H132ZM216 155H217V154H216ZM76 156H77V154H76ZM143 156H144V157H143ZM206 156H207V157H206ZM99 157H101V156H99ZM138 157H136V158H138ZM101 158H102V157H101ZM212 158L214 159V157H211L210 159H212ZM171 159H172V162H171ZM1 161H3V160L0 159V162H1ZM79 161H80V160H79ZM99 161H100V160H99ZM102 161H103V160H102ZM126 161H127V160H126ZM126 161H125V162H126ZM136 161H137V162H136ZM143 161H144V160H143ZM162 161H163V160H162ZM213 161H214V160H213ZM135 162L137 163L136 165H135ZM219 162H218V163H219ZM132 163H134V164L132 165ZM142 163L145 164V161L142 162ZM226 163H227V162H226ZM124 164H125V163H124ZM126 164H128V163L126 162ZM140 164H141V163H140ZM151 164H152V165H151ZM165 164H166V163H165ZM128 165H129V164H128ZM141 165H142V166H146V165H143V164H141ZM224 165H225V162H224ZM131 166H129V167H131ZM150 166H153V168H151ZM103 167H104V166H103ZM133 167H131V169H132ZM140 167H141V166H140ZM226 167H227V166H226ZM92 168H93V167H92ZM104 168H105V167H104ZM104 168H103V169H104ZM148 168H150V170H149ZM156 168H154V170H155ZM213 168H214V169H217L216 171H218V172L214 171ZM227 168H228V167H227ZM122 169L125 170L126 172L128 171V170H127L128 168H124V167H123ZM158 169H161V170H158ZM223 169H224V168H223ZM105 170H106V169H104L103 171L105 172ZM148 170H149V171H148ZM125 171H124V172H125ZM129 171H131V170H129ZM129 171H128V172H129ZM141 171L139 172V174H140V173H141V174L143 173V172H141ZM150 171H151V172H150ZM163 171H162V173H163ZM219 171H220V172H219ZM128 172H127V175H128V174L131 175V174L128 173ZM134 172H135V173H134ZM90 173L92 174V172H90ZM144 173H143V175H142L143 177L145 176ZM170 173H171V174H170ZM106 174H107V175H106V177H107V176H108V173H106ZM121 174H122V173H121ZM133 174L131 175L132 177H133ZM163 174H164V173H163ZM88 175H89V174H88ZM92 175H93V176L90 175V176H91V179H92V177H95V176H96V175H94V174H92ZM109 175H110V173H109ZM129 175H128V176H129ZM115 176H116V175H115ZM118 176H119L118 178H119V181H120V182H121V181H124V183H126L127 181H125V180H126L127 178L129 179V180H128L129 183L127 182L128 184H130V180H131V183H132V181H133V180L131 179L130 176H129V177H126L125 180H122V175L118 174ZM120 176H121V178H120ZM146 176H145V177H146ZM170 176H171V177H170ZM88 177H89V176H88ZM96 177H98V176H96ZM96 177L93 178V180L95 179L94 181H96ZM102 177H104V176H102ZM106 177H105V178H106ZM111 177H112V176H111ZM145 177H144V178H145ZM163 177H164V175H163ZM220 177H221V176H220ZM86 178H87V177H86ZM89 178H90V177H89ZM98 178L102 179L103 181L105 180L104 178H101L100 176H99ZM115 178H117V177H115ZM173 178L175 179V182H173ZM221 178H222V177H221ZM229 178H230V177H229ZM229 178H228L229 181H232V180H233L232 178H231L232 180L229 179ZM84 179H85V177H84ZM91 179H90V180H91ZM107 179H110V176H109V178L107 177ZM111 179H112V178H111ZM120 179H121V180H120ZM115 180H116V179H115ZM177 180H179V181H177ZM234 180H235V179H234ZM86 182H87V180H86ZM116 182H117V181H116ZM178 182H179V183H178ZM213 182H214V181H213ZM232 182H233V181H232ZM124 183L122 182L121 185L123 186ZM127 183H126V184H127ZM145 183H146V182H143L142 185L144 186ZM216 183H217V181H216ZM230 183H231V182H230ZM230 183H229V184H230ZM85 184H86V183H85ZM106 184H107L108 186L110 185L109 182L106 183ZM128 184H127V185H128ZM132 184H133V186H131V187H130L129 185H128V187L125 186L126 189H127V190H129V188L133 189L132 187L136 186V184H134V181H133ZM132 184H130V185H132ZM147 184H148V182H147ZM232 184L234 185V183H232ZM232 184H231V186H232ZM235 184H236V183H235ZM139 185H141V184H139ZM145 185H146V184H145ZM216 185H218V184H216ZM86 186H87V185H86ZM146 186H147V185H146ZM160 186H161V185H160ZM234 186H235V185H234ZM125 187H124V188H125ZM137 187L141 188V186H138V184H137ZM144 187H145V186H144ZM148 187H150V189H151V187H153V190H154V187H155V186H153V185L151 186V185H150V186L145 187L144 189H146V188H148ZM156 187H157V186H156ZM158 187H159V185H158ZM158 187L154 190L155 195H154V193H152L153 196H155V198H154V197L152 198L151 194H150V196H149V194L147 195V193H146V196H148V197H146V196H143V197H142L141 195H142L144 192H146L144 189H142L143 187L141 188L142 191H141L140 189L134 187V190H135V189H136V190L138 189V190H140V192H142V193H140V195H138V192H136V190H135V192H136L137 194H136V193H135L134 195H133L132 193H131V194L133 195L132 197H135V196H136L135 198H133L134 201H135V199L138 198V197L142 198V200H143L144 197H146V198H144L145 200H147V199H149V197H151V198H152V201L155 202L156 199H157V200L159 199V198L157 197V195H156V194H158L159 192H162V194H160V193L158 194L159 197H161V195H163L164 198L166 197V194L164 193V192H166V191H163V190L161 189L162 187H161V188L159 187V190H160V191H159V190H157ZM218 187H219V185H218ZM119 188H120V185H119ZM230 188H231V187H229V189H228L229 192H230ZM232 188H233V187H232ZM150 189H149V190H150ZM185 189H186V190H185ZM217 189H218V188H217ZM134 190H132V192H133ZM146 190H147V189H146ZM149 190H148V191H149ZM153 190L151 189L150 192L153 191ZM161 190H162V191H161ZM168 190H169V191H168ZM171 190H172V191H171ZM233 190H234V189H233ZM129 191H131V190H129ZM129 191H128V192H129ZM148 191H147V192H148ZM155 191H156V192H155ZM157 191H158V192H157ZM236 191H237V190H236ZM169 192H171V193H169ZM176 192H177V193H176ZM182 192H184V193H183V194H184V197H183V196H182V197H181V196H178V195H180V194L182 195ZM125 193H126V192H125ZM133 193H134V192H133ZM168 193H169V194H168ZM178 193H180V194H178ZM233 193H235V192L233 191ZM129 194H130V193H128V194L126 193V195H127L128 197L131 196V195L129 196ZM173 194H172V196H174ZM177 194H178V195H177ZM233 195H234V194H233ZM235 195H237V194H235ZM163 196H162V197H163ZM168 196H167V197H168ZM172 196H171V198H172ZM199 196H200L201 198H199ZM117 197H118V196H117ZM162 197H161V198H162ZM185 197L187 198L186 200H185ZM214 197H215V196H214ZM214 197H213V198H214ZM124 198H125V197H124ZM126 198H127V197H126ZM151 198L149 199L150 201H151ZM164 198H162V199H160V200H158V201L156 200V202L159 203V202H160L161 200H163ZM168 198H169V197H168ZM168 198H166V199L168 200ZM171 198H169V199H171ZM231 198H233V197H231ZM153 199H155V200H153ZM175 199H176V198H175ZM227 199H228V198H227ZM124 200H125V199H124ZM140 200H141V199H137L138 203L140 202ZM164 200H165V199H164ZM164 200H163V201H164ZM171 200H172V199H171ZM183 200H182V201H183ZM189 200H190V199H189ZM211 200H212V199H211ZM223 200H224V199H223ZM236 200H237V199H236ZM118 201H119V200H118ZM152 201H151V202H152ZM186 201H187V202H186ZM220 201H221V200H220ZM227 201L230 202L229 200H227ZM232 201H234V200H232ZM237 201H238V200H237ZM237 201H236V202H237ZM119 202H121V201H119ZM130 202H131V201H130ZM145 202H146V204H150V203L148 202V200L145 201ZM154 202L152 203V206H153V207L155 206V205H153ZM176 202H177V201H176ZM191 202H192V201H191ZM191 202H190V206H191V207H187V208H184V209H182V210L179 208L180 211L178 210V212H180V213H178V212H177V213H176V212L172 213V212H171L172 210L170 209V212H171L170 215H171V217H172V214H175V213H176L178 216H175V215H174L175 218L178 217V218H180V220H181V219H183V220L188 219V220H186V221L188 222V224L185 223L186 226H185V224H184V222H186V221H184V222L182 223V224H184V226H185L187 229H184V228H183L184 226H182V224H181L182 227H180L181 230H179L180 228L177 227V226H178V224H180L181 222L179 223V220H177V219H176V220H177L178 222H176V221H175V218H173V219H174L173 221H174V223L176 222L175 225H177V226H175V225L173 224L172 227L175 226V228L177 227L176 229L179 228V229H178V230H179L178 232L182 231V233H185V231H186V232H188L187 234H189V233L191 234V233H192V228L195 227V229H197L196 227L199 226V224H198L199 222L205 225V223L208 224V223H210V222H208V221H211V220H210V218H211L210 215H212V213H211V212H210L211 214L209 213V206H208V205L206 206L205 209H203V207H204L203 205H201L202 207L199 206L200 209L202 208V209H201V210H202V213L200 212L201 210H200L199 213H198L197 210H195V209H196V206L194 207V208H195V209H194V208L192 207L193 205H191ZM211 202H213V201H211ZM228 202H227V203H228ZM116 203H118V202H116ZM121 203H122V202H121ZM138 203H137V206H138ZM140 203L144 204V202H140ZM158 203H156V204H158ZM170 203H172V202H170ZM178 203H180V202H177V205H178ZM183 203H182V204H183ZM213 203H214V202H213ZM213 203H212V204H213ZM222 203H223V202H222ZM222 203H221V204H222ZM127 204H128V203H127ZM146 204H145V205H146ZM162 204H163V203H162ZM225 204H226V203H225ZM241 204H242V203H241ZM128 205H129V204H128ZM130 205H131V204H130ZM145 205H143L144 208H143L142 206H141L140 208H143L142 210H144L145 207H146ZM159 205H160V204H159ZM169 205H170V204H169ZM175 205H176V204H175ZM175 205H174V206H175ZM228 205H229V204H227L226 206H228ZM114 206H115V205H114ZM117 206H119V205L117 204ZM137 206H136V209L138 208ZM147 206H148L149 208L152 207L151 204H150V205H147ZM165 206L167 207V203H166ZM174 206H173V207H174ZM220 206L222 207L223 205H220ZM119 207H121V204H120ZM119 207H117V209H118ZM122 207H123V206H122ZM127 207H129V206H127ZM166 207H165V208H166ZM171 207H172V206H171ZM199 207H197V208L199 209ZM224 207H225V205H224ZM230 207H231V206H230ZM230 207H228V208H230ZM113 208H115V207H113ZM130 208H131V207H130ZM130 208H129V209H130ZM165 208H164L163 210H165ZM239 208H240V207H239ZM119 209H121L122 212H121V211H118V210H117V211H118V213L121 212V214H122L123 211L125 210V208H124V210H123V208H119ZM150 209H151V208H150ZM166 209H167V208H166ZM168 209H169V208H168ZM175 209H177V207H176ZM137 210H138V209H137ZM140 210H141V209H140ZM194 210H195L196 212H195ZM229 210H230V209H229ZM115 211H116V210H115ZM117 211H116V212H117ZM131 211H132V210H131ZM167 211L169 212V210H166V212H167ZM175 211H176V210H175ZM234 211H235V210H234ZM195 213L199 214L196 218L194 217ZM200 213H201L202 215H201ZM121 214L119 215V214L116 213L117 217L115 216V218H118L119 216H120V218H121V217L123 216V214H122V215H121ZM159 214H160V215H159ZM159 214H158L157 216H161V212H159ZM166 214H167V213H166ZM168 214H169V213H168ZM240 214H241V213H240ZM118 215H119V216H118ZM151 215H153V214H151ZM162 215H163V218H161V219L165 220V218H166V217H164V215H165V211H164V213H162ZM154 216H155V215H154ZM168 216H169V215H168ZM168 216H167V218H166V220H165L166 222H170L169 219H172V218H168ZM195 216H196V215H195ZM126 217H127V216H126ZM126 217H125V219H126ZM155 217H156V216H155ZM212 217H213V215H212ZM149 218H150V216H149ZM158 218H160V217H158ZM184 218H185V219H184ZM221 218H222V220L225 219V217H223V216H221ZM118 219H119V218H118ZM122 219H123V218H121V219H119V220L122 222ZM125 219H123V220H125ZM167 219H168V221H167ZM211 219H212V218H211ZM213 219H214V218H213ZM213 219H212V220H213ZM105 220H106V219H105ZM159 220H160V219H157V220H156L157 223H161L162 220H160V221H159ZM225 220H226V219H225ZM126 221L129 222V221H128V217H127ZM152 221H153V219H152V217H151V222H152ZM158 221H159V222H158ZM173 221H172V222H173ZM226 221H227V220H226ZM127 222H126V223H127ZM133 222H134V221H133ZM133 222L130 221L128 224L133 223ZM151 222H148V223H151ZM98 223H99V222H98ZM102 223H103V222H101L100 226L102 225ZM105 223H106V222H105ZM142 223H143V222H142ZM157 223L155 224V222L153 221V223H152L150 226H154V224H155V226H156ZM164 223H165V222H164ZM177 223H178V224H177ZM211 223H212V222H211ZM123 224H124V222H123ZM168 224H169V223H166V226H167ZM197 224H198V225H197ZM202 224H201V225H202ZM130 225H131V224H130ZM141 225H142V224H141ZM145 225L148 226L149 224H146V223H145ZM158 225H161V224H158ZM158 225H157V226H158ZM163 225H165V224H163ZM169 225H170V224H169ZM169 225L167 226L168 228H170ZM201 225H200V226H201ZM204 225H202V226L204 227ZM118 226H119V225H118ZM131 226H134V223H133ZM157 226H156V227H157ZM166 226H164L165 228H162V230L165 229V230L167 231L168 228H166ZM179 226H180V225H179ZM200 226H199V228L202 229L203 227H200ZM129 227H130V226H129ZM134 227H136V225H135ZM158 227H159V226H158ZM158 227H157V228H158ZM205 227H206V226H205ZM211 227H212V226H211ZM211 227H210V228H211ZM119 228L121 229L122 227H119ZM132 228H133V227H132ZM207 228H209V227H207ZM170 229H171V228H170ZM173 229H174V228H173ZM189 229H191V230L189 231ZM203 229H204V228H203ZM122 230H123V229H122ZM171 230H172V229H171ZM184 230H185V231H184ZM187 230H188V231H187ZM193 230H194V229H193ZM218 230H219V229H218ZM174 231H175V229L172 230L173 233H174ZM198 231L200 232L199 229L197 230V232H198ZM213 231H214V230H213ZM162 232H163V231H162ZM168 232H169V230H168ZM172 232H171V234H172ZM216 232H218V231H216ZM163 233H164V232H163ZM165 233H166V232H165ZM165 233H164V235H165ZM169 233H170V232H169ZM169 233H168V236L170 235ZM175 233L177 234V231H175ZM175 233H174L173 236H175ZM214 233H215V232H214ZM219 233H221V232H219ZM187 234H181L180 236H181V237H184V236H182V235H187ZM190 234H189V235H190ZM178 235H179V234H178ZM178 235H176V236H178ZM187 236H188V235H187ZM190 236H191V235H190ZM190 236H189V238H190ZM161 239H162V238H161ZM161 239H160V240H161ZM163 239H164V238H163ZM133 241H134V240H133ZM160 242H161V241H159V243H160ZM163 242H165V241H163ZM133 243H134V242H133ZM133 243H132V245H134ZM161 244H162V243H161ZM138 245H140V244H138ZM162 245H163V244H162ZM134 246H135V248H136V245H134ZM134 246H133V247H134ZM140 246H141V245H140ZM159 246H160V244H159ZM137 248H138V247H137ZM141 248H142V247H141ZM115 249H116V248H115ZM144 249H145V248H144ZM144 249H143V250H144ZM107 250L110 252L109 249H107ZM115 251L117 252V250H115ZM119 251H120V250H119ZM129 252H130V251H129ZM118 253H120V252H118ZM139 256H141V255H139ZM113 257H114V256H113ZM145 257H146V256H145ZM101 259H102V257H101ZM145 259H146V258H145ZM248 260H249V259H248ZM137 261H139V260H137ZM137 261H136V262H137ZM249 261H250V260H249ZM98 262H101V261L99 260V261H97L96 263L98 264ZM103 262H104V261H103ZM115 262H116V261H115ZM142 262H143V261H141V263H142ZM244 262H245V261H244ZM93 263H94V262H93ZM117 263H118V262H117ZM141 263H140V264H141ZM242 263H243V262H242ZM250 263H251V262H250ZM56 264H58V263L56 262ZM87 264H88V263H87ZM99 264H101V263H99ZM102 264H103V263H102ZM137 264H138V262H137ZM142 264H143V263H142ZM236 264H237V263H236ZM243 264H244V263H243ZM245 264H246V263H245ZM251 264H252V263H251Z\"/></svg>",
	"mask_w": 264,
	"mask_h": 264
},
{
	"label": "crops",
	"instance_id": "crops-1",
	"mask_svg": "<svg viewBox=\"0 0 264 264\" xmlns=\"http://www.w3.org/2000/svg\"><path fill=\"white\" fill-rule=\"evenodd\" d=\"M263 2H264V0H261V1L260 0L259 1L246 0L244 5H241L240 7H242L243 9L244 8L248 9V10H246L245 19H251V18L253 20L256 19L257 20L256 23H258L259 27H261L264 30V18H263L264 17V8H263L264 3ZM243 6H246V7H243ZM255 9L256 10L259 9V11L256 12ZM256 16H258V17H256ZM203 34H205V36H203ZM200 35H202V36H200ZM198 37H199L198 40H193L192 42H191V40H186L187 43L183 45L184 47L182 49L179 48L180 52H185L183 54H186V56H188V58H186L184 60H181L180 53L177 50L173 52L174 56H173L172 62H168V61L164 62L165 59L170 58V57L166 56L164 54V52H162V51H152L149 53H145L143 57H145V56L146 57H152L156 60H158V58H159V60H158L159 64L161 62V64L158 66H146L148 68V70L150 71L149 76L152 78L162 79L163 82L171 83V84L175 85L178 93H180L182 91V89H181L182 81H186L187 78L191 79V80L195 79V78H203L205 82H210L211 84H214V86H217V83H220L219 84L220 87H225L228 89V87L231 86V87H234L236 89H241V90H249L252 88L256 89L254 83H258L260 81V79H263V82H264V48L263 47H260L256 44L250 42L249 40L245 41L244 38H241V36L238 32L234 33V32L230 31L227 33V32L206 31L204 33L198 34ZM200 37H208V38H206V40H208L207 43L204 42V44H203V41L200 40L201 39ZM222 42H224V43H222ZM213 44H215L214 45L215 47H213ZM214 50H216V51H214ZM206 55H208L210 57H208ZM204 62H206V64H207L206 65L207 69L205 71L209 75L202 74L205 71H200V68H198L200 66V64L204 63ZM193 64H195V65H193ZM107 81H108L109 86L112 90V94L118 95L119 89H117L118 85L115 84L114 79H110ZM215 83H216V85H215ZM95 85L96 86L94 87V90H92L91 93L94 92L93 94H96V98H97V95H98V97L100 96L102 85L100 82H99V84H95ZM66 87L68 88V91L70 90L68 92V94L71 91L75 90V88H74L75 85H70V86L67 85L64 88H66ZM64 88L61 87L60 89L63 90ZM82 88L86 89V87H82ZM85 89L82 90L81 92L79 91L77 96L75 94H73V96L75 95L73 98L79 99L82 95V92L84 93ZM88 89H91V88H88ZM72 93H75V92H72ZM67 98H68V96H67ZM257 98H259V97H257ZM62 100L63 99H60V101H62ZM108 100H110V99H108ZM108 100H106V101H108ZM105 103H107V102H105ZM97 115H99V116L102 115V112L100 114H97ZM92 117L97 118V116H92ZM18 119L21 122L23 121V120H21L22 118H18ZM12 129H14V128H12ZM13 131L15 132V129ZM25 133L26 132L20 128V129H18L17 136H23V134H25Z\"/></svg>",
	"mask_w": 264,
	"mask_h": 264
}]
</instances>
